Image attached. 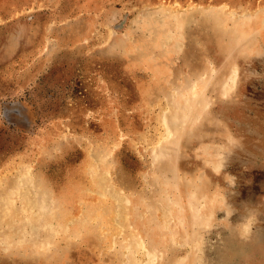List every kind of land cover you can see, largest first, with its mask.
Returning a JSON list of instances; mask_svg holds the SVG:
<instances>
[{
    "label": "rangeland",
    "instance_id": "obj_1",
    "mask_svg": "<svg viewBox=\"0 0 264 264\" xmlns=\"http://www.w3.org/2000/svg\"><path fill=\"white\" fill-rule=\"evenodd\" d=\"M0 264H264V0H0Z\"/></svg>",
    "mask_w": 264,
    "mask_h": 264
},
{
    "label": "bare ground",
    "instance_id": "obj_2",
    "mask_svg": "<svg viewBox=\"0 0 264 264\" xmlns=\"http://www.w3.org/2000/svg\"><path fill=\"white\" fill-rule=\"evenodd\" d=\"M250 40V39H249ZM176 117H178V115L176 116ZM167 120V119H166ZM165 121V120H164ZM165 124H167L166 122H164ZM166 126V125H165ZM168 126V125H167ZM168 133V132H167ZM173 134V132L171 131V135ZM172 137V136H171ZM156 159V158H155ZM15 181V180H14ZM25 215H27V214H25ZM141 245V244H140ZM126 252V251H125ZM151 258H152V256H151ZM173 259V258H172ZM151 261V260H150ZM153 261V260H152Z\"/></svg>",
    "mask_w": 264,
    "mask_h": 264
}]
</instances>
